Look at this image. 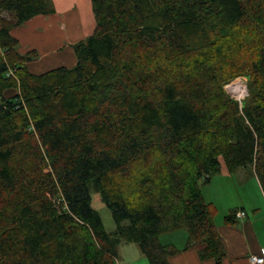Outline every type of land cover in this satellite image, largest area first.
Listing matches in <instances>:
<instances>
[{"label":"trees","instance_id":"obj_1","mask_svg":"<svg viewBox=\"0 0 264 264\" xmlns=\"http://www.w3.org/2000/svg\"><path fill=\"white\" fill-rule=\"evenodd\" d=\"M90 2L75 65L32 74L11 31L55 10L0 0V264H117L122 243L169 264L161 236L182 230L221 264L201 187L224 166L264 194V0ZM237 77L241 102L224 90Z\"/></svg>","mask_w":264,"mask_h":264},{"label":"crops","instance_id":"obj_2","mask_svg":"<svg viewBox=\"0 0 264 264\" xmlns=\"http://www.w3.org/2000/svg\"><path fill=\"white\" fill-rule=\"evenodd\" d=\"M68 10L65 12L66 15L69 13ZM60 30H63V23L55 10L50 15H37L11 31V35L18 41L19 54L35 51L39 56L36 60L27 63L30 73L41 74L55 68H71L75 65L72 45L83 40L84 37L73 33L62 38L59 34ZM216 178H219L222 212L220 216H214L213 221L224 251L221 264H250L249 256L258 255L264 249V194L256 177L248 170L240 169L229 174L222 166V171ZM236 194L239 196V201H231L237 196ZM202 195L211 205L216 203L203 191ZM231 211L245 212V216L242 218L234 216L233 223L227 224L224 222V217ZM161 241L165 244H173L180 250L168 257L169 264H216L212 259L200 258L199 251L204 245L197 244L184 249L187 242V234L184 230L162 235ZM128 246L129 244L122 243L118 247V252L120 248ZM117 264H120L118 255ZM137 264H148V262L140 258Z\"/></svg>","mask_w":264,"mask_h":264},{"label":"rangeland","instance_id":"obj_3","mask_svg":"<svg viewBox=\"0 0 264 264\" xmlns=\"http://www.w3.org/2000/svg\"><path fill=\"white\" fill-rule=\"evenodd\" d=\"M50 6H52L60 18L61 23H63V30L59 32L60 37H68L73 33L79 36L86 38L89 36L94 28V17L91 10V2L90 0H49ZM69 9V10H68ZM69 11L67 15L66 11ZM72 10V11H70ZM69 15V16H68ZM74 22V25H73ZM33 55V60H36L39 56L35 51H31ZM35 55V56H34ZM31 60V61H33ZM242 83L244 86V94L242 98L237 99L235 94V86ZM247 79L246 77H237L232 80L229 84L224 86L225 92L230 96V98L241 102L245 97L248 96L247 90ZM17 91L15 89H7L5 91V97L9 98L13 96ZM219 174L211 177L210 181L201 187V191H203L208 198H212L216 202L213 203L212 206L214 208V216H220L222 212V197L219 192L220 184H219ZM217 179V180H215ZM212 183V184H211ZM210 189V190H209ZM241 193V192H240ZM239 194V191H238ZM232 198L231 201L238 202L239 196ZM92 199V207L98 212L104 229L106 232H112L116 228V224L113 221L112 215L109 209L102 203L99 193L94 191L91 192ZM123 224H126L125 222ZM126 247V246H122ZM142 258L143 261L147 262L146 259L140 254L139 248L134 243H129L127 248H120L118 252V260L120 264H137L138 259Z\"/></svg>","mask_w":264,"mask_h":264},{"label":"built area","instance_id":"obj_4","mask_svg":"<svg viewBox=\"0 0 264 264\" xmlns=\"http://www.w3.org/2000/svg\"><path fill=\"white\" fill-rule=\"evenodd\" d=\"M237 218H242L245 216V212H237L235 213ZM249 263L250 264H264V249L260 251L258 255H250L249 256Z\"/></svg>","mask_w":264,"mask_h":264},{"label":"bare ground","instance_id":"obj_5","mask_svg":"<svg viewBox=\"0 0 264 264\" xmlns=\"http://www.w3.org/2000/svg\"><path fill=\"white\" fill-rule=\"evenodd\" d=\"M235 94L237 99L242 98L244 94V86L242 85L241 82H239V84L235 86Z\"/></svg>","mask_w":264,"mask_h":264}]
</instances>
